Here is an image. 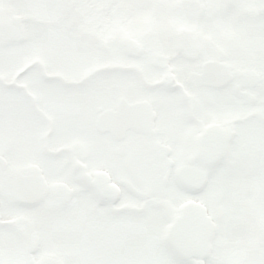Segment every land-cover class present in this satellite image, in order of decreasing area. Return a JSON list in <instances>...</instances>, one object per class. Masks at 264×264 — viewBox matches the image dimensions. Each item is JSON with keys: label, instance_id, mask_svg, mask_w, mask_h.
<instances>
[{"label": "flooded vegetation", "instance_id": "1", "mask_svg": "<svg viewBox=\"0 0 264 264\" xmlns=\"http://www.w3.org/2000/svg\"><path fill=\"white\" fill-rule=\"evenodd\" d=\"M42 1L0 0V45L46 23ZM153 2L106 96L38 58L0 69V264H264V0ZM186 235L207 242L176 248Z\"/></svg>", "mask_w": 264, "mask_h": 264}, {"label": "rangeland", "instance_id": "2", "mask_svg": "<svg viewBox=\"0 0 264 264\" xmlns=\"http://www.w3.org/2000/svg\"><path fill=\"white\" fill-rule=\"evenodd\" d=\"M165 1L166 0H159V6H164ZM103 2L101 1L100 7H102ZM129 2L133 3V1ZM136 3L139 4V10H137L133 14L132 20L136 17V19L138 20L137 23L139 24V26H142L145 20L150 17V12L153 10V8L150 6H154V2L153 0H136ZM121 4L126 7L128 3L125 0H121ZM36 5H38V7H40L44 11L43 17H45V19L47 20L46 23L36 26L35 28H27L28 39L19 45H0V69L7 71V63L9 60L12 61L14 59L16 64L15 67H20L22 64H33L31 60H33V58H38L44 64L45 69L49 72L48 74L56 73L58 75H61L65 79L68 78L75 80L84 79L86 75H92V77L89 79L90 89L86 94L92 96L93 99L96 100V97L100 98L101 96L108 95L107 86L113 87V81L115 79H113L112 81L110 79H106V74L102 71H99L98 69L105 66L118 65L120 63L126 64L127 66L129 64L122 61L124 60V55L120 52L118 39L116 41L110 42L106 39H98L95 42H92L96 38V34L92 33L87 27L83 29L82 33H84L89 38L83 35H79L77 37L71 36L63 32V28L58 29L56 26L47 23L48 20L56 18H60L59 22L63 27H66L71 23L73 14L68 10V7L66 8L67 4L65 0H43L40 3H36ZM83 12L84 10L81 9L78 11V18ZM120 13L121 11L118 12L119 15ZM161 15L164 19L166 18L165 14ZM156 22L157 20L153 19V23L155 24L153 28L155 27V29L157 28ZM261 22H259L258 20H254V28L257 29L259 26H261ZM133 26L134 25H131V34L139 33L138 31L133 29ZM100 40H106L108 42V45L110 47L109 51L105 52L100 49ZM149 47L152 53V50L154 49H152V46L149 45L148 51ZM10 56H12L13 58ZM153 60L154 57L152 56V54H149L145 59L140 60V62H135L134 65H139L143 69V71L148 76H150L151 74L155 73L153 63L151 66V62ZM158 63L159 61L157 62V64ZM33 74H35V72ZM111 75L118 78V73H114ZM129 82L130 86H140V83L137 79H132L130 78V76H126L125 84L128 85ZM42 85H45V87L49 88H55L51 89L56 91L53 96L58 98V102L63 105V109L66 107L68 109L71 106V103L69 104V97L72 94L73 90L69 89L59 91L57 88L60 87L61 84L58 80H48ZM37 90L42 89L38 87ZM3 95L4 94L2 93L1 96ZM82 96L83 93L81 97ZM75 97L78 98V95H75ZM76 102L79 111H83L82 101H80L79 99ZM2 107H4V105L1 106V108ZM55 116L57 117V114ZM260 205L262 207V210L264 211L263 203H261ZM260 217L264 219V213H262V216ZM260 225L264 229V221H262ZM253 229L254 231H256V227L253 226Z\"/></svg>", "mask_w": 264, "mask_h": 264}, {"label": "trees", "instance_id": "3", "mask_svg": "<svg viewBox=\"0 0 264 264\" xmlns=\"http://www.w3.org/2000/svg\"><path fill=\"white\" fill-rule=\"evenodd\" d=\"M101 1L103 0H65L66 8L68 7V10L72 12L73 17L68 26L60 25V29L63 28V32L75 37L84 34L82 31L86 27L99 37L111 36L113 33L128 34L130 25L136 24L132 17L139 5L134 0H125L128 3L126 7L121 4V0H107L100 7ZM129 1H133V3ZM80 9L84 12L78 18ZM119 11H121L120 15ZM148 29L147 25L141 28V31L145 33Z\"/></svg>", "mask_w": 264, "mask_h": 264}, {"label": "water", "instance_id": "4", "mask_svg": "<svg viewBox=\"0 0 264 264\" xmlns=\"http://www.w3.org/2000/svg\"><path fill=\"white\" fill-rule=\"evenodd\" d=\"M121 48H122V51L128 55V56H131V57H138L142 54L143 52V49L142 47L140 46V44L134 40L133 38H129V37H124L120 40L119 42ZM100 46L103 50H108V46H107V43L106 42H101L100 43ZM122 107V106H121ZM130 107V106H129ZM129 107L125 106V107H122L120 109H130ZM101 118V121L104 120V115H101L100 116ZM185 214L187 215V212H185ZM205 221V224H206V227H205V230L207 231V234H208V223L206 220ZM202 221V223L204 222ZM203 230L200 229V231ZM207 242V238L205 236H193V235H186L184 236V238H180V237H177V238H174V242H173V245L176 247V248H179V249H183L185 248L186 250H198L201 248V246H203L204 244H206ZM188 248V249H187ZM41 264H58L57 262L55 261H52V260H46L44 262H42Z\"/></svg>", "mask_w": 264, "mask_h": 264}]
</instances>
